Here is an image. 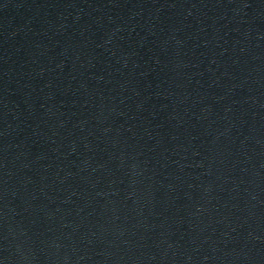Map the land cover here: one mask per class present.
I'll return each mask as SVG.
<instances>
[{
	"label": "water",
	"instance_id": "obj_1",
	"mask_svg": "<svg viewBox=\"0 0 264 264\" xmlns=\"http://www.w3.org/2000/svg\"><path fill=\"white\" fill-rule=\"evenodd\" d=\"M0 264H264V0H0Z\"/></svg>",
	"mask_w": 264,
	"mask_h": 264
}]
</instances>
